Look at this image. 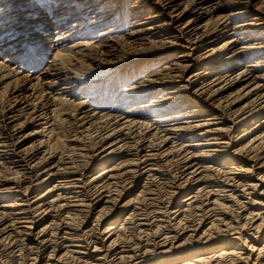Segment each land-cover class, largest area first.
Segmentation results:
<instances>
[{"label": "bare ground", "instance_id": "1", "mask_svg": "<svg viewBox=\"0 0 264 264\" xmlns=\"http://www.w3.org/2000/svg\"><path fill=\"white\" fill-rule=\"evenodd\" d=\"M0 264H264V0H0Z\"/></svg>", "mask_w": 264, "mask_h": 264}]
</instances>
